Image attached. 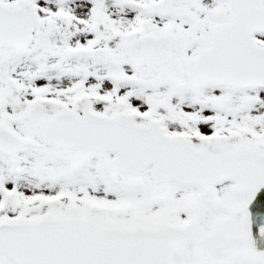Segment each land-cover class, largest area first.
I'll return each instance as SVG.
<instances>
[{
	"label": "snow or ice",
	"instance_id": "snow-or-ice-1",
	"mask_svg": "<svg viewBox=\"0 0 264 264\" xmlns=\"http://www.w3.org/2000/svg\"><path fill=\"white\" fill-rule=\"evenodd\" d=\"M0 264H264V0H0Z\"/></svg>",
	"mask_w": 264,
	"mask_h": 264
}]
</instances>
